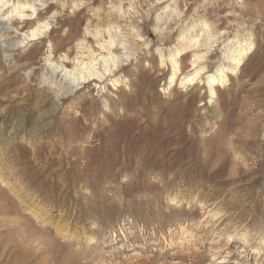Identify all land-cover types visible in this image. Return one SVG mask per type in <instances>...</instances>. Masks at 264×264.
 I'll return each mask as SVG.
<instances>
[{
	"label": "rangeland",
	"instance_id": "rangeland-1",
	"mask_svg": "<svg viewBox=\"0 0 264 264\" xmlns=\"http://www.w3.org/2000/svg\"><path fill=\"white\" fill-rule=\"evenodd\" d=\"M18 1L36 13L1 15ZM6 7L0 264H264V0ZM44 20V34L20 43ZM110 35L127 42L110 47L121 56L112 73L55 94L65 82L45 61L50 48L70 69L77 55L107 54ZM231 39L249 45L210 100L205 76L229 65ZM176 46L179 77L203 67L201 81L169 84Z\"/></svg>",
	"mask_w": 264,
	"mask_h": 264
},
{
	"label": "bare ground",
	"instance_id": "bare-ground-1",
	"mask_svg": "<svg viewBox=\"0 0 264 264\" xmlns=\"http://www.w3.org/2000/svg\"><path fill=\"white\" fill-rule=\"evenodd\" d=\"M8 3H9V0H0V12L3 11V9L6 7ZM6 8H8V6ZM27 9H30L31 12L30 13L26 12ZM36 10H37V6L35 5L34 2L31 3L27 1L25 2L18 1L15 4L12 3L11 7L9 9H6V11H3L1 15L4 14L5 18L7 19L12 18L14 16H17L19 19H24V18L32 17L36 13ZM2 23L3 22H1V24ZM49 25H50L49 20L38 21L37 24L33 26L28 32L22 33V40L20 41V43L24 42V40H27L28 42V40L41 36L47 31V29L49 28ZM190 28H193V26ZM208 29H209L208 25L204 24L203 33H206L208 35L209 34ZM107 30L110 32V30L112 31V28L109 27ZM95 34H100V31L97 30ZM109 37H110L108 41L109 47L107 48L108 49L107 54H101L99 55V57L94 56L93 55L94 53L91 54V52H88L89 54H86V55H84L85 53L77 55L75 57L74 67L70 69H68L62 63H57V61H52V57H53L52 51H51V48L49 47L50 50H49V53L45 57L46 58L45 61L47 62L49 69L53 73H55V71L57 70L62 71L61 76L65 82L58 86V89L55 91L56 92L55 94L59 95L64 92H67L71 88L73 89L74 87L79 85L82 81L85 82L93 78H101L105 74L112 73L113 69L116 68L118 64L121 62L120 61L121 56H117L113 54L110 47L113 46L115 42L119 40L117 44L123 49H127V42L121 41L120 39L116 40V38H114L112 35H110ZM180 37L181 39H183L185 37V34L181 33ZM190 41H191L190 46H197L199 44V39L192 34H191ZM6 44H7L6 46H9V47L14 45L13 43L9 44L7 42ZM247 45H249V42L247 39H242V40L231 39L226 43V48L224 50L225 52L224 57L227 60V62H229V65L225 66L223 62H220L213 73L207 74L205 76V80H206L205 84L207 85L209 89L210 100L214 96H216L215 85L217 84L224 85L226 83L227 73L225 72V70L234 71L239 67V65L241 64V59L244 56L243 52L244 50H246ZM100 46H102V43L100 44ZM182 50H184V48L179 49L176 46L175 51L170 53L172 56L170 55L168 57L170 60L169 62L173 64V68H174L172 75L169 77V84H174L177 81H179L181 85L185 86L186 84H190L194 81H197V80L199 81L200 75L203 73V69H204L203 67H193V66H197L196 63L204 57V53L199 51V52L193 53L195 56V59L192 60V65H193L192 70L189 73L184 74L183 76L179 77L178 62L175 59L181 56L179 54H181ZM131 54L132 53L129 52V50L123 53L124 57L126 58L129 57ZM63 58H66V56L64 55ZM47 76L49 78L51 77V75L47 74V75H44V78ZM53 81H54L53 78H51V82ZM112 84L113 86L118 87L120 86V80L113 79ZM60 90L62 91L60 92ZM236 264H240V263L237 262Z\"/></svg>",
	"mask_w": 264,
	"mask_h": 264
}]
</instances>
